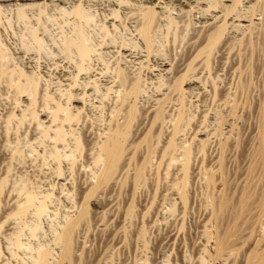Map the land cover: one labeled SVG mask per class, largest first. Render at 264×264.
Segmentation results:
<instances>
[{
    "label": "rangeland",
    "instance_id": "rangeland-1",
    "mask_svg": "<svg viewBox=\"0 0 264 264\" xmlns=\"http://www.w3.org/2000/svg\"><path fill=\"white\" fill-rule=\"evenodd\" d=\"M49 8L50 7L46 8L47 12H44L43 10L45 8H43L42 11L45 15L36 11L37 15L32 17L33 20L29 18L31 20H28L30 23L15 18L16 14L13 12L14 17L11 16L13 17V20H11V11L0 13L2 15H0V48H3L2 51L4 50L3 52L5 53V57L2 59L0 58V62L2 61L3 64L6 63V67L10 66L8 69L11 68V70H8L10 71L8 72L9 75L7 73H0V264H38L36 257L39 252L42 251L41 249H48L52 255L51 260L54 262L58 261L60 247L56 244L55 238L58 232L60 233L62 231L65 224L71 220V217L73 219L77 215V211L82 205H85L88 212V221L86 225L78 226V233L83 240L85 249L80 248L78 250V262L76 261L73 264H220L221 259H228V262L231 264H239L241 259L239 256H242L244 250L251 249V243L249 242H253L255 245L261 243L260 239H262V237L259 239L258 236L264 235V214L262 213L263 215L260 216L261 219H257L259 218L257 216L256 219L253 218L254 222L249 219L251 217L250 214L248 219L251 223L248 220L249 223L244 225L248 226L251 224L248 226V228H251H249V231L246 227V232L249 236H247L245 232L244 236L246 239L242 235L243 238H241V236L239 238L240 241L237 240V242L233 244L234 248L231 247L232 250L230 249L225 252L226 254L224 256L226 257H218L213 252L212 243L218 231L224 233L225 228L228 229L229 226L226 227V225L229 223L227 222L229 217H227V215L225 217L226 220L224 219L225 222L222 223L223 227L225 226L224 228L222 226L220 228L214 224L215 221L213 217L211 218L214 209V205L212 204H214L215 201L217 202L222 195H228L229 197H226L232 198V203L234 202L233 205L236 206L238 203L237 200L240 198L239 196L242 195L245 190H248L252 181L253 183L257 182L256 186H259V188L264 186V165L252 157L258 145L259 128L262 127L264 129V114L262 111L264 105V51L262 50H264V47H262L260 51L259 49L261 48L258 46V50L256 49L255 51L257 53L250 49L247 50L246 48H237L238 51L234 48L236 51H229L230 53L226 54L228 57L224 56L225 59L219 56H216L219 59L213 57V60L210 59L208 61L206 65L207 68L203 67L204 72H207L208 75V80L206 81L217 82L216 84L218 87L224 90L227 87V94L231 92V97H229L235 101L237 105L236 109H238L237 111L235 110V115H237L235 116L236 130L234 131L235 133L233 132L232 137L230 136L228 142L223 146L219 144L218 140L220 141L221 136L222 138L224 136L219 135V139V136L213 135V138H216V140L211 141L213 139L211 138V142L203 149H201L199 145L195 146L198 150L195 147L192 148V150L195 149L193 150L194 157L190 164V172L188 171L187 174V202L185 203V207H182L179 202L178 195L175 192L173 193L176 188H179L183 181V176H181L182 172H179L177 162L172 161L170 163L163 162L158 164L157 157L153 159V165L156 164L150 172L147 171L145 173V180L142 183L137 182L134 178V165L140 163V156H134L136 158H134L133 161H136L135 164L132 163V168H129V171L121 173L116 182H109L105 190H100L95 194L87 195V193H84V195H82L83 193L80 194V185L86 180L92 181L94 179L93 181H95V178H93L94 175L90 172L88 165L80 167L81 170L71 166H74V162L72 161L76 163L80 162L79 164L85 162V148L80 150L83 153L76 150L74 152L75 155L68 156V158L64 156L61 158V161L54 156V147L50 144V142L53 141V131L48 133L49 136L42 133L44 123H41V121L44 119V113L49 114L57 106L58 102L62 103L60 105L66 109L73 105V101L71 100L72 97L69 96L71 94L64 91L65 86L57 82L55 75L50 72L49 74H51V76L49 75V77L51 78H47L46 74L42 72L44 64H48V67L52 69L50 65L52 60L50 61V59H54L59 55L62 38L73 32V27L70 23L72 22V16H69L68 12L64 11L63 13L60 9L51 7V9L57 12L56 15V12L54 11L55 13H53ZM4 13H6V15ZM38 13L42 14L41 16L44 17H38ZM92 14L93 18L85 25L88 34L90 32L88 30L93 32H90L89 35L91 38L89 37L87 43L92 44L93 48L96 46L94 51H97L94 52L96 59L92 60V64H94L93 66L105 65L109 70H112L116 64L115 61H119L118 56L106 53L102 55L100 49L104 44L110 42H116L117 44L119 41V45L122 44L121 41L123 43H129L133 40V30L128 26V30L126 26H120V28L115 27V29L111 27L107 28V26H105V18L107 19L108 17L107 12L92 10ZM35 17L40 18H37L39 24ZM63 18L68 19V21L63 20ZM16 19L18 21H15ZM55 19L58 20L56 21ZM35 20L36 23L34 22ZM32 21L33 25H31ZM64 21L67 22L65 23ZM58 22L60 23L58 24ZM189 22L190 21L187 19L184 24L186 25L188 23L189 25ZM12 25L13 28H11ZM45 25L47 27H45ZM164 25L159 27V34L161 33L166 36L164 37L160 34L161 38L163 37V41H172L173 33L169 35L166 29L167 25ZM185 25L183 26L180 23L178 28L179 31L176 29L178 32H176V35H178L177 38L180 34L184 41L179 37L180 42H177L178 40L172 41L170 42L172 45L167 41L166 43L163 42V44H167H164L165 48L170 45V50L169 47L164 49L163 44V46H161V49L165 50H163L165 52L164 55L166 54L165 57L169 59L174 56L173 52H175V56L171 59L172 61L174 59L173 62L175 63L185 52L183 50V48L185 49V44L183 45V43H186L185 41L188 40L189 35L193 34L191 33L193 32V30H191V25ZM29 26L39 29L36 30L39 37L43 40V49L40 50L37 46L36 48L32 43V34L28 30ZM185 27H187L186 29L188 30H186ZM160 28L164 30L161 31ZM180 30L183 35H181ZM189 30H191V32ZM188 31L190 34H188ZM29 32L31 36L28 34ZM43 32L46 34L44 35ZM184 33L188 37H183L185 35ZM111 34L113 35L111 36ZM43 35L47 37L43 39ZM102 36L107 39H104V44ZM110 36L112 39H110ZM129 36L130 38H128ZM169 37L170 39H168ZM164 38L166 39L164 40ZM25 41L30 44V47H28L29 45H25ZM259 43H261V41H259ZM263 43L264 41L262 40V44ZM175 44L179 46L181 44L180 47L182 49L179 50V46ZM262 44H260V46ZM98 46L101 48H98ZM173 46L177 47V51ZM54 48L55 50H53ZM167 50L169 52L172 51L169 53ZM27 51L36 54V64L33 62L31 66L27 65V56L29 54ZM37 51H39L40 54H38L39 52ZM52 52L53 54H50ZM180 52L181 55L179 54ZM110 56L114 57L115 60L114 58L111 59ZM49 57L51 58L49 59ZM211 60L212 62H210ZM100 61L102 63H98ZM24 63L27 66H24ZM35 67L40 68L36 69ZM11 71L15 74L12 75ZM31 71L32 73L33 71L35 72L33 73V78L36 77L35 80L37 82L35 93H27L28 91L20 93L15 87L17 85L15 83L24 82L25 73H27L26 75H30ZM40 73H43V75ZM4 74H6V76H3ZM215 77H218V80ZM209 82L207 83L210 84L211 82ZM223 83L225 86H221ZM223 89L222 91L219 89L217 92H220L221 94H219L220 96L222 95V97L226 95L223 97L226 98V90L224 91ZM149 93L150 92H148V94ZM28 94H31L29 97L32 96L31 98L34 99V105H29L26 101H22L24 100L23 97H28ZM219 94L216 96L214 92L211 93L212 97H209L206 101L209 107H214L213 109L219 108L218 105L220 104H216L217 102L214 103L217 100L222 102V97L217 99ZM212 98L214 105L211 104ZM70 109L71 108H69V110ZM103 109L105 108H100V110L97 109L98 113H96L95 116L97 117L100 114L98 118L100 116L103 118L101 113L103 114L104 112L105 117L106 109ZM193 111H191V113H194L193 115L198 114L195 108ZM197 117L198 123L200 122L202 126L205 124L209 130L214 127V130L216 131L217 129V132L220 131V134L221 131H225L224 124L222 125L220 122L219 124L217 122L210 124L203 123L199 120L200 117L198 115L192 116L191 114V123L196 121ZM40 124H42L41 126L43 128ZM192 124L194 125L197 123L193 122ZM197 125L194 126L198 129L200 124ZM75 135L83 139L81 130H78ZM70 137L71 136H67L65 147H62V151L65 155L70 154V150L73 149L75 144L74 136H72L71 139ZM232 138L234 141L236 140L237 144L232 141ZM188 139L187 137L185 141ZM185 141L184 143L186 144L190 143V139L189 141ZM189 146L192 145L190 144ZM196 150H200L201 153ZM196 168L197 170H195ZM218 168L221 169L215 177L213 176V185L209 186L206 183L205 173L207 171L210 173L211 170L215 171ZM220 171L221 174H219ZM60 174L61 177L64 176L68 178V180L70 179L66 185L68 187L65 188L64 184L58 183L57 180ZM223 181L227 183L225 188ZM62 185H64V187ZM263 193V196H261L264 198ZM25 204L27 205L25 206L27 210L22 214H15L18 207ZM40 205L46 207L42 211H38ZM258 220H263V224ZM257 221L258 223L255 225ZM251 234L253 236L255 235L254 238H250ZM256 238L259 239L260 242H255ZM241 239L245 240L241 241ZM236 243H238V245ZM262 243H264V241Z\"/></svg>",
    "mask_w": 264,
    "mask_h": 264
},
{
    "label": "bare ground",
    "instance_id": "bare-ground-1",
    "mask_svg": "<svg viewBox=\"0 0 264 264\" xmlns=\"http://www.w3.org/2000/svg\"><path fill=\"white\" fill-rule=\"evenodd\" d=\"M47 7H50L49 9H51V7H56L63 11V13L65 11L69 13V16H72V22L69 21L73 27L72 34L66 35L62 38L59 55L54 59H50L51 57H49L50 61L52 60L50 63L52 69L48 67V64H44L42 72L46 74L47 78H51L49 77L51 74L55 75L57 82H60L61 85L65 86L64 91L71 94L69 96L72 97L71 100L73 101V105L69 107L72 110H69V108L66 109L62 107L60 105L62 103L58 102L57 106L55 105L56 107L54 106L55 108L52 111L49 110L51 111L49 114L44 113V119L41 123H44L45 130L42 129V133L49 136L48 133L53 131V141L50 142V144L54 147V156L61 161L62 157L65 156L68 158V156L75 155L74 152L76 150L81 152L80 150L85 148V162L82 161L83 163L79 164L80 162L76 163L75 161H72L74 162V166H70L80 169V167L88 165L90 172L94 175L93 178H95V181H93L94 179H91L92 181L86 180L83 182L79 188L81 191L80 194H95L100 190H105L109 182H116L121 173L127 172L129 171V168H132V163L135 164L136 162H133L135 158L134 156H140V159L138 158L140 163L134 165V178L137 182L142 183L145 180V173L147 171L150 172L156 164L153 165V159L157 157L158 164L163 162L170 163L172 161L177 162L179 172H182L181 176H183V181L179 188H176L173 193L175 192L178 195L179 202L182 207H185V203L187 202V174L194 157L193 150L196 148L195 146L199 145L200 148L203 149L208 143L216 140V138H213V135L224 136L223 138L221 136V139L219 136L220 141L218 140L219 144L223 146L228 142V139L230 136L232 137L233 132L236 130L235 116L237 115H235V110L237 111L238 109H236L237 105L235 101L232 98V100L230 99L231 92L229 91L230 93H228V95L227 87H224L227 97L223 98L226 95L223 97L222 95L220 96L221 93L219 92V94L217 91L219 89L222 91L223 88L218 87L216 84L217 82L210 81V83L209 81H206L208 80V75L207 72H204L203 67H206L208 61L213 57H228L226 54L230 53L229 51L231 50L236 51L237 48H246L247 50L250 49L255 52L256 49L258 50L260 47L261 49L259 50H262V47H264V43L262 44V40L264 41V0H0V13L11 11L10 13L12 15H10V17L15 13V18L27 23H30V21L33 20L32 17L37 15L36 11L44 14L43 11L45 12ZM43 8L45 9L43 10ZM51 10L53 13L56 12L53 9ZM92 10H101L108 13L107 19L105 18V23L107 24H105V26H107V28L111 27L115 29V27L120 28V26H126L127 30L128 27L133 30V36L131 35L133 40L129 43H123L119 39L122 43L120 45L118 44L120 43L119 41L117 44L116 42L104 44L107 39L102 36L104 45L102 48L98 46V48H101V54H114L117 55L119 59V61H115V65L113 64L114 67L112 70H109L105 65L93 66L94 64H92V60L96 59L94 52L97 51H94L96 46L93 48L92 44L87 43V40H89L90 37V32H93L88 30L90 31L88 34L85 28L86 23L90 22L93 18ZM40 13H38V17H42V14ZM4 14L6 15V13ZM13 17L10 19L13 20ZM37 18L35 17L36 20ZM58 19L55 20L57 21ZM187 19L190 21L189 25H191V30H193V32H191V30L189 31L193 34L189 35L188 40L185 41L186 43L182 42L183 45L185 44V49L183 48L185 52L183 55H181V52L179 53L181 56L175 63L173 62L174 59L173 61L171 60L175 56V52H173L174 56L171 57V59L165 57L166 54L164 55V49L169 47L170 50V45L165 48L167 40L163 41V37L161 38L162 34H159V27L164 24L167 25V33L169 35L170 33H173L172 41L178 40L177 42H180L179 37L181 39L182 37L179 34V37L177 38L178 35H176V32L180 23L184 26ZM36 20L34 21L35 23ZM63 20L68 21V19L65 18H63ZM15 21L18 20L16 19ZM67 21L64 22L66 23ZM60 22H58V24ZM37 23L39 24L38 20ZM31 25H33V21ZM187 25L188 23L185 26ZM45 27L47 26L45 25ZM11 28H13V25ZM186 28L187 27H185V29ZM36 29L34 27H28V30L32 34V43L35 47L37 46L41 50L44 48V44L42 38L39 37L37 32L39 29ZM163 30L161 29V31ZM189 31L188 34H190ZM30 32L28 34H30ZM44 35L42 36L43 39L47 37ZM112 35L113 34H111V36ZM181 35H183L182 32ZM162 36H164V34ZM185 36L186 34L183 37ZM170 37L168 39H170ZM128 38H130V36ZM110 39H112V37ZM113 39L117 40L116 38ZM165 39L166 38H164V40ZM172 41L168 40L167 42L170 43ZM182 41L184 40L182 39ZM259 41H261V43H259ZM25 42L27 43V41ZM163 42H165V45ZM26 43L25 45H29L28 47H30V44ZM170 44L172 45V43ZM260 44L262 45L260 46ZM161 46L164 47V51L161 49ZM179 47V50L182 49ZM174 48L177 51V47L175 46ZM2 49L3 48H0L1 59L5 57L4 50L2 51ZM53 50H55V48ZM40 52L38 54H40ZM27 53H29L27 56V65L31 66L33 62L36 64V54L33 52L30 53L29 51H27ZM235 53L238 54L237 52ZM50 54H53V52ZM113 58L114 57H111V59ZM212 60L210 62H212ZM98 63L102 62L100 61ZM27 65L24 63V66ZM8 67H6V63L3 64L1 61L0 73L8 74V72H10L8 70H11V68L8 69ZM209 68L208 70L210 72ZM50 72L52 73L49 74ZM33 73L35 72L33 71ZM33 73L31 71L32 76L31 74L26 75L27 73H25L24 82L17 83L14 81L16 82L15 84H17L15 87L20 93L26 91L31 94L35 93L37 82L35 80L36 77L33 78ZM43 73L40 74L43 75ZM14 74L15 73L12 72V75ZM3 76H6V74ZM215 78L217 79L218 77ZM222 85L225 86L224 83L221 84V86ZM148 92L150 93L148 94ZM212 92H214L216 96L219 94L217 99L222 97V102H219L218 100L215 101L214 99V103L217 102L216 104H220L218 105V109H213L214 107L211 108L206 103L207 99L212 97ZM31 94H28V97H23L24 100L22 101H26L29 105H34V99L31 98L32 96L29 97ZM214 103L212 98L211 104L214 105ZM103 107L106 109V114L104 117V112L103 114L101 113L103 118L100 116L101 118L99 117V119L98 116L100 114L97 117L95 115L98 113L97 109L100 110V108ZM192 108L197 110V115L200 117V121L207 124L216 122L219 124L220 122V124H224L225 131H221L220 134V131L217 132V129L215 131L214 127L211 129L212 131L209 130L205 124L204 127L200 122L198 123V117L196 121H193L198 125H201H199L197 129L195 127L197 124H194V126L192 124L193 122L191 123L190 121L191 114L192 116H197L193 115L194 111ZM191 111L193 112L191 113ZM262 111L264 114V105ZM41 125L42 124H40V126ZM78 130H81L83 139L82 137L80 139L75 135ZM258 132V145L254 151V156L252 157L264 165V129L260 127ZM67 136H74L75 139L74 147L70 150L69 155H65L62 151V147H65ZM187 137L190 139V141L189 139L186 140L190 142L187 143L192 146L184 143ZM211 138L213 139L211 140ZM232 141H234V139ZM234 142L237 144L236 140ZM235 143L233 144L236 145ZM193 147L195 148L192 150ZM199 153H201V151ZM256 163L259 164L258 162ZM220 169L221 168H218L215 171L211 170L210 173L208 171L205 173L206 183L209 186L213 185L212 178L213 176L215 177ZM195 170H197V168ZM61 174L57 181L58 183L60 182L61 184H64L66 188L68 187L66 185L70 179L68 180V178L64 176L61 177ZM219 174H221V171ZM256 183H253L252 181L248 190H245L242 195L239 196L240 198L237 200L238 203L236 202V206L233 205L234 202L232 203V198H228V195H226L228 197L222 195L217 202L215 201L214 204H212L214 205V209L211 218L213 217V220L215 221L214 224L221 228V226L223 227L222 223L225 222V217L227 215V217H229L227 221L229 223L226 225V227L229 226L228 229L225 228L224 233L216 231L215 240L212 243L213 252L216 256L226 257L224 256L226 254L225 252L234 248L233 244L237 242V240L240 241L239 238L242 235L244 236L246 229L251 225L244 226L246 223H249L248 220H253V218L256 219L257 217H259L257 219H261L260 216L264 214V198L262 197L264 186L259 188V186H256ZM226 184V181H223L224 188ZM64 185L62 186L64 187ZM23 206L18 207L15 214L24 213L27 210V207H25L27 205L25 204ZM45 207L40 205L38 211H42ZM249 215L251 216L250 218ZM87 221L88 212L85 205H82L77 211V215L73 219L71 217V220L65 224L62 231L60 233L58 232L55 238L56 244L60 247L58 261L54 262L51 260L52 255L48 249H41L42 251H40L36 257L37 263L73 264L76 261L78 262V250L84 248L83 240L78 233V228L82 225H86ZM258 221L263 224V220ZM258 221L255 222V225ZM252 222H254V220ZM249 228L247 229L248 231L251 229ZM243 236L241 238H243ZM254 236L251 234L250 238H254ZM263 236H258V238L260 239L262 237V239H264ZM245 239H241V241H244ZM259 239L256 238L255 242H260ZM262 239H260L261 243H258V245L249 242L251 243V246L249 245L251 249L244 250L243 254L240 253L242 256H239L241 258L239 264H264V243H262L264 240ZM238 243L236 244L238 245ZM231 252L234 253L233 251ZM220 264L231 263L228 262V259H221Z\"/></svg>",
    "mask_w": 264,
    "mask_h": 264
}]
</instances>
